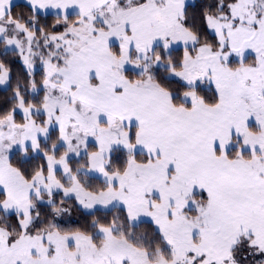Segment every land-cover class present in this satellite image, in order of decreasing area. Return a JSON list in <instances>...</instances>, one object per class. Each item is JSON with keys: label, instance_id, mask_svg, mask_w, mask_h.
I'll return each instance as SVG.
<instances>
[{"label": "snow or ice", "instance_id": "1", "mask_svg": "<svg viewBox=\"0 0 264 264\" xmlns=\"http://www.w3.org/2000/svg\"><path fill=\"white\" fill-rule=\"evenodd\" d=\"M22 7L0 0V264H264V0Z\"/></svg>", "mask_w": 264, "mask_h": 264}, {"label": "trees", "instance_id": "2", "mask_svg": "<svg viewBox=\"0 0 264 264\" xmlns=\"http://www.w3.org/2000/svg\"><path fill=\"white\" fill-rule=\"evenodd\" d=\"M198 0H193L191 3H197ZM23 3H17L15 5H13V8H12V11L14 14H19V13H22V12H26V9L22 7ZM53 17L49 16L47 18V22L48 23H51ZM43 22V21H42ZM8 57H11V59H13V57L9 54ZM6 57H3V56H0V59H5ZM5 60H8V59H5ZM16 60L18 61V59L16 58ZM11 67H16L18 68V62H14L11 64ZM37 79H39V76L37 77ZM11 93L9 91H4V90H1L0 89V105H3L5 104V101H6V98L8 96H10ZM77 213H73V218L75 219L77 217Z\"/></svg>", "mask_w": 264, "mask_h": 264}, {"label": "crops", "instance_id": "3", "mask_svg": "<svg viewBox=\"0 0 264 264\" xmlns=\"http://www.w3.org/2000/svg\"><path fill=\"white\" fill-rule=\"evenodd\" d=\"M24 2V0H13V5H15V4H17V3H23ZM192 2V0L189 2V3H191ZM11 55V54H10ZM18 59V58H17ZM22 71V65L18 62V68H16V67H12V74H13V78L15 79V77H16V75L19 73V72H21ZM0 89L1 90H4V91H9L10 93H11V91H10V89H8V90H5V89H3L2 87H0Z\"/></svg>", "mask_w": 264, "mask_h": 264}, {"label": "rangeland", "instance_id": "4", "mask_svg": "<svg viewBox=\"0 0 264 264\" xmlns=\"http://www.w3.org/2000/svg\"><path fill=\"white\" fill-rule=\"evenodd\" d=\"M191 0H189V2H190ZM193 1V0H192ZM5 59H8V60H11V57H6Z\"/></svg>", "mask_w": 264, "mask_h": 264}]
</instances>
